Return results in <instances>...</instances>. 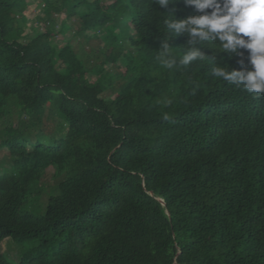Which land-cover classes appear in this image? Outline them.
I'll use <instances>...</instances> for the list:
<instances>
[{
	"label": "trees",
	"instance_id": "1",
	"mask_svg": "<svg viewBox=\"0 0 264 264\" xmlns=\"http://www.w3.org/2000/svg\"><path fill=\"white\" fill-rule=\"evenodd\" d=\"M38 1L0 0V264H264V97L211 71L247 50L168 70L194 8Z\"/></svg>",
	"mask_w": 264,
	"mask_h": 264
},
{
	"label": "clouds",
	"instance_id": "2",
	"mask_svg": "<svg viewBox=\"0 0 264 264\" xmlns=\"http://www.w3.org/2000/svg\"><path fill=\"white\" fill-rule=\"evenodd\" d=\"M180 2L199 14L183 20L166 15L173 19H166L164 26L174 38L188 37L186 51L177 56L170 45L174 38H160L155 57L158 64L164 69L179 71L193 62L203 61L209 58L201 51L206 42L218 41L219 53L229 56H243L241 50H247L251 70H234L216 63L212 75L254 97H264V0H155L160 8ZM162 103L170 106L172 101ZM165 119H168L167 114Z\"/></svg>",
	"mask_w": 264,
	"mask_h": 264
},
{
	"label": "rangeland",
	"instance_id": "3",
	"mask_svg": "<svg viewBox=\"0 0 264 264\" xmlns=\"http://www.w3.org/2000/svg\"><path fill=\"white\" fill-rule=\"evenodd\" d=\"M28 1H30L29 4H28L29 7H28V9H27L25 14H26L27 18L29 19V21L27 22V26H26L27 28L26 29L30 28L32 23H34L39 17H42V13L40 12V7H39V1L38 0H28ZM28 32L29 31L26 30V33H28ZM52 44L55 45V46L57 45L58 47H61L62 45H64V40H62V38L60 36H58L56 39H54L52 41ZM1 159H2V156L0 155V160ZM7 167H8L7 163L5 164V166H1L0 167V172L5 170V168H7ZM53 173H54L53 170L50 169L47 172V176L44 178V181H43V183L48 187V189H52L55 184H58L61 181L60 179L57 181L58 183L56 181H54L52 179ZM54 194L56 195L57 193H54ZM0 250L3 253H5L6 255H8V257L10 259H15L18 256L17 248L12 242H9V241L8 242H4L0 246Z\"/></svg>",
	"mask_w": 264,
	"mask_h": 264
},
{
	"label": "water",
	"instance_id": "4",
	"mask_svg": "<svg viewBox=\"0 0 264 264\" xmlns=\"http://www.w3.org/2000/svg\"><path fill=\"white\" fill-rule=\"evenodd\" d=\"M163 203V201H161ZM164 205V204H163Z\"/></svg>",
	"mask_w": 264,
	"mask_h": 264
}]
</instances>
